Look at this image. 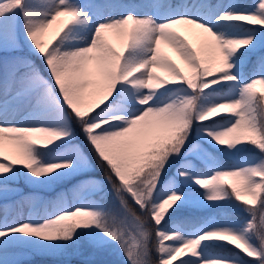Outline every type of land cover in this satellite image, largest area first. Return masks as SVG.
<instances>
[{
    "label": "snow or ice",
    "instance_id": "6c2138e0",
    "mask_svg": "<svg viewBox=\"0 0 264 264\" xmlns=\"http://www.w3.org/2000/svg\"><path fill=\"white\" fill-rule=\"evenodd\" d=\"M0 201V264H264V0H0Z\"/></svg>",
    "mask_w": 264,
    "mask_h": 264
},
{
    "label": "trees",
    "instance_id": "16d2710c",
    "mask_svg": "<svg viewBox=\"0 0 264 264\" xmlns=\"http://www.w3.org/2000/svg\"><path fill=\"white\" fill-rule=\"evenodd\" d=\"M37 66L41 69L42 72H44L45 75H47V72L44 70V65H43V62L38 58V57H32ZM93 175H95L97 178L99 179H102L103 178V171L99 170L98 168L96 169V171L93 173ZM19 187H21L22 189H24L25 191L31 189L29 186H27L23 181H20L19 182ZM45 191V190H44ZM1 202V201H0ZM213 214V211L212 210H206V211H203V212H200V211H196V212H193L192 215L194 216H197V217H203V216H209V215H212ZM232 218L235 219L236 216L233 214L232 215ZM36 264H42L40 258H37L36 260Z\"/></svg>",
    "mask_w": 264,
    "mask_h": 264
},
{
    "label": "rangeland",
    "instance_id": "374dc122",
    "mask_svg": "<svg viewBox=\"0 0 264 264\" xmlns=\"http://www.w3.org/2000/svg\"><path fill=\"white\" fill-rule=\"evenodd\" d=\"M241 3L242 4H245V5H249V4H251L252 3V0H241ZM19 187V186H18ZM20 189H21V187H19ZM23 190V189H22ZM61 190H63V189H57V191H61ZM32 191V189H29V190H27V191H25V190H23V192L25 193V194H27V193H29V192H31ZM49 190L45 193V192H40L39 193V195H41L42 197H44V198H46V199H51L54 195H55V193L52 191V192H49ZM4 202L3 201H1L0 202V205H2ZM11 202H9V204H10Z\"/></svg>",
    "mask_w": 264,
    "mask_h": 264
}]
</instances>
